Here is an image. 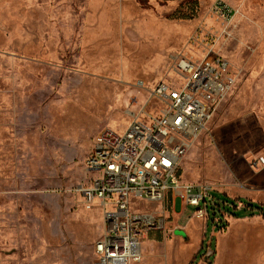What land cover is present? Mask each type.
<instances>
[{
    "label": "rangeland",
    "instance_id": "obj_1",
    "mask_svg": "<svg viewBox=\"0 0 264 264\" xmlns=\"http://www.w3.org/2000/svg\"><path fill=\"white\" fill-rule=\"evenodd\" d=\"M211 50L236 84L181 178L213 185L225 213L167 201L133 264H264V0H0V264L97 263L103 211L75 190L97 133L158 112L145 104L176 59Z\"/></svg>",
    "mask_w": 264,
    "mask_h": 264
},
{
    "label": "built area",
    "instance_id": "obj_2",
    "mask_svg": "<svg viewBox=\"0 0 264 264\" xmlns=\"http://www.w3.org/2000/svg\"><path fill=\"white\" fill-rule=\"evenodd\" d=\"M217 9L222 14L229 12L222 3ZM211 52L199 60L176 59L175 76L158 82L145 104L157 98L158 112L143 108L123 132L106 126L97 133L85 161L86 172L92 175L88 183L75 188L88 205L98 201L103 211L104 229L95 244L96 264L139 261L141 238L151 230L166 229L167 201L196 206L198 218L209 216V201L215 214L216 209L225 213L213 199V185L181 178L184 158L236 84L229 60ZM256 163L264 164V157ZM134 199L157 202L163 208L140 211L132 207Z\"/></svg>",
    "mask_w": 264,
    "mask_h": 264
},
{
    "label": "crops",
    "instance_id": "obj_3",
    "mask_svg": "<svg viewBox=\"0 0 264 264\" xmlns=\"http://www.w3.org/2000/svg\"><path fill=\"white\" fill-rule=\"evenodd\" d=\"M182 204L183 203H181L180 201H174V206H178V207H181L182 206ZM157 230V229H156ZM161 230V229H160ZM148 233H146L144 236H143V238H145L146 237V235H147ZM142 250H143V246H142ZM136 263V262H135Z\"/></svg>",
    "mask_w": 264,
    "mask_h": 264
},
{
    "label": "bare ground",
    "instance_id": "obj_4",
    "mask_svg": "<svg viewBox=\"0 0 264 264\" xmlns=\"http://www.w3.org/2000/svg\"><path fill=\"white\" fill-rule=\"evenodd\" d=\"M128 111H131V110H128Z\"/></svg>",
    "mask_w": 264,
    "mask_h": 264
}]
</instances>
